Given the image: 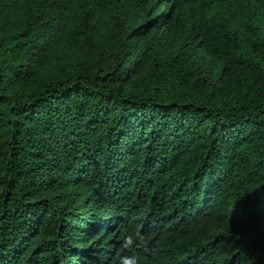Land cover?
<instances>
[{
	"label": "trees",
	"instance_id": "16d2710c",
	"mask_svg": "<svg viewBox=\"0 0 264 264\" xmlns=\"http://www.w3.org/2000/svg\"><path fill=\"white\" fill-rule=\"evenodd\" d=\"M132 252L264 264V0H0V264Z\"/></svg>",
	"mask_w": 264,
	"mask_h": 264
},
{
	"label": "clouds",
	"instance_id": "9594fccd",
	"mask_svg": "<svg viewBox=\"0 0 264 264\" xmlns=\"http://www.w3.org/2000/svg\"><path fill=\"white\" fill-rule=\"evenodd\" d=\"M122 247L124 249H132L145 242V234L141 227L136 225H128L123 227L121 232ZM117 264H141L140 257L137 253L123 254L117 258Z\"/></svg>",
	"mask_w": 264,
	"mask_h": 264
}]
</instances>
